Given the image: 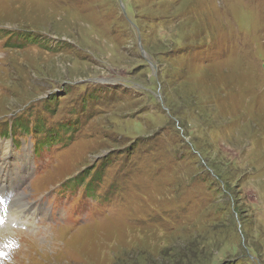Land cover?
I'll use <instances>...</instances> for the list:
<instances>
[{
  "label": "rangeland",
  "instance_id": "374dc122",
  "mask_svg": "<svg viewBox=\"0 0 264 264\" xmlns=\"http://www.w3.org/2000/svg\"><path fill=\"white\" fill-rule=\"evenodd\" d=\"M15 119L69 136L0 228L24 262L264 264V0H0V131Z\"/></svg>",
  "mask_w": 264,
  "mask_h": 264
},
{
  "label": "trees",
  "instance_id": "16d2710c",
  "mask_svg": "<svg viewBox=\"0 0 264 264\" xmlns=\"http://www.w3.org/2000/svg\"><path fill=\"white\" fill-rule=\"evenodd\" d=\"M15 122H16V124H18L20 126H24V124H25L21 119H18Z\"/></svg>",
  "mask_w": 264,
  "mask_h": 264
},
{
  "label": "bare ground",
  "instance_id": "6f19581e",
  "mask_svg": "<svg viewBox=\"0 0 264 264\" xmlns=\"http://www.w3.org/2000/svg\"><path fill=\"white\" fill-rule=\"evenodd\" d=\"M23 208H20V210H22ZM28 237H30V236H28ZM17 238H18V236H17ZM19 239V238H18ZM30 239V238H29ZM21 240H23V239H21ZM19 241V240H18ZM22 242V241H21ZM54 242V241H53ZM45 249V248H44ZM47 249V248H46ZM27 251V250H26ZM18 254V253H17ZM36 254V253H35ZM34 254V255H35ZM16 257V256H15Z\"/></svg>",
  "mask_w": 264,
  "mask_h": 264
}]
</instances>
